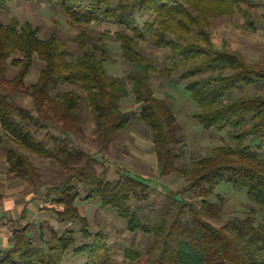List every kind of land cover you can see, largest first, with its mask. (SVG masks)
<instances>
[{
    "label": "trees",
    "instance_id": "1",
    "mask_svg": "<svg viewBox=\"0 0 264 264\" xmlns=\"http://www.w3.org/2000/svg\"><path fill=\"white\" fill-rule=\"evenodd\" d=\"M9 1L0 0V7ZM38 1L49 4L75 31L71 41L77 53L57 31L43 36L40 26L18 17L0 21V147L7 151L8 170L24 179L41 181L33 156L61 167L65 185L51 187L48 195H59L51 196L50 209L61 225L76 223L80 229L43 223L38 240L30 222L12 231L9 245L0 249V264H66L72 256L83 264H116L108 234L94 232L80 212L82 190L85 199L115 209L131 232L153 238L146 253L124 250L131 263L264 264V63L249 61L226 44L216 46L212 32L214 20L263 0ZM245 14L253 29L258 23L264 26V13ZM140 18L146 19L144 24ZM101 22L114 25L115 31L96 35L92 25ZM110 39L133 65L122 76L105 67L113 60ZM148 39L167 52L161 71L159 62L141 50ZM35 56L45 65L36 82L27 84ZM11 66L16 73L10 79ZM158 72L178 73L197 104L194 118L207 130L227 131L232 144L186 161L175 111L153 87ZM128 84L139 109L122 108ZM23 95L32 99L33 110L16 101ZM86 107L95 118L96 152L73 139L85 132ZM135 120L152 131L161 176L177 174L187 180L183 188L161 194L159 204L144 178L122 166L112 178L105 168L110 162L106 152ZM225 181L246 190L254 207L216 225L211 219H224L226 199L212 197Z\"/></svg>",
    "mask_w": 264,
    "mask_h": 264
},
{
    "label": "rangeland",
    "instance_id": "2",
    "mask_svg": "<svg viewBox=\"0 0 264 264\" xmlns=\"http://www.w3.org/2000/svg\"><path fill=\"white\" fill-rule=\"evenodd\" d=\"M246 11L255 16L264 13V0L256 6L249 3L244 4L243 11L214 20L212 23L214 42L218 47L226 44L228 47L239 50L249 61L264 63V26L257 22V28L253 29L247 22ZM13 17H18L22 23L31 22L40 26L43 36L53 31L59 32L64 38L69 39L68 45L73 46L75 50L72 48V51L77 53V46H75V42L71 41L75 37V31L68 26L64 17L54 11L49 4L38 0H10L4 7H0V21L9 23ZM145 20V18H140L142 24ZM92 28L96 35L106 30L114 32L116 29L114 25L108 22L94 23ZM147 32L151 37V30L147 28ZM109 41L113 60L106 61L105 67L110 74L122 76L132 70L133 65L122 58L119 44L111 39ZM141 50L143 53L154 57L157 63L159 62L160 71L165 67L167 52L156 47L151 39L142 44ZM44 65L38 56L34 57L27 84L36 82ZM15 73L16 68L11 66L8 77L13 78ZM152 83L156 95L167 100L175 111L178 131L183 135L187 147L186 161L190 162L210 156L216 147L232 144L227 131L218 132L215 128L207 130L194 118V113L198 110L197 104L186 89V83L179 78L178 73L168 76L158 72L153 77ZM63 88L70 89L73 87L64 85ZM128 90L130 93L122 100V108L124 110L139 109L140 105L136 103L132 92V84H128ZM16 101L33 110L30 97L23 95L18 97ZM84 115L86 117L85 132L80 137L73 136V139L90 152H96L98 147L94 134L95 118L88 107L84 109ZM6 156V149L0 147V202L4 212V217H2V221L0 220V249L9 245L6 240L9 239L14 229H21L30 222L32 223V233L37 234L38 240L40 239L41 224L44 223L46 227L61 225L53 210L50 209L53 205L51 198L59 195V192L55 191L50 196L48 194L52 186L58 184L62 188L65 185L60 181L62 180L61 167L50 160L41 159L37 156L32 157L34 164L39 167L41 173V181L36 182L11 173L8 170ZM106 157L110 162L106 163L105 168L112 178L116 176V169L119 166L128 168L132 175L144 178L154 188V196L158 204L164 200L161 194L170 189L183 188L187 184V180L181 175L161 176L152 131L140 120H135L122 131L120 138L106 152ZM218 194L225 197L226 206L224 219H211L216 225H222L230 215L244 216L254 207L248 198L247 191L237 189L229 182H222L216 187L212 200H215ZM85 196L86 192L82 190L81 198L77 202L80 212L90 219L91 229L94 232L103 230L108 234L110 242L115 246L116 264H144L145 260L140 263H131L125 260L124 250L133 247L146 253L147 248L153 242V238L142 233L131 232L127 228V222L118 216L115 209L103 207L98 201H89L85 199ZM10 200L15 202L12 211L7 209ZM157 203L156 205H158ZM57 208L61 209L62 207L58 205ZM260 216L258 217L260 218ZM68 226L80 229L76 223L61 225L62 228ZM46 229L44 234L47 236ZM147 256L146 254L143 255L145 258ZM83 262L72 256L67 259L66 264H83Z\"/></svg>",
    "mask_w": 264,
    "mask_h": 264
},
{
    "label": "crops",
    "instance_id": "3",
    "mask_svg": "<svg viewBox=\"0 0 264 264\" xmlns=\"http://www.w3.org/2000/svg\"><path fill=\"white\" fill-rule=\"evenodd\" d=\"M12 178V177H11ZM8 210L9 211H12V207L14 208L15 207V202H13L12 200H10V202H8ZM22 211V210H21ZM3 209H2V203L0 202V220L2 219V217H4V214H3ZM2 221V220H1ZM1 228V227H0ZM6 242L8 243V239L6 240Z\"/></svg>",
    "mask_w": 264,
    "mask_h": 264
}]
</instances>
